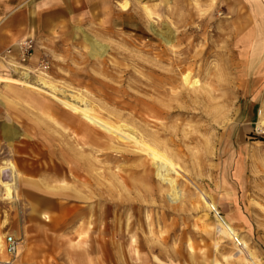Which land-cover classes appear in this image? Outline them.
Masks as SVG:
<instances>
[{
    "label": "rangeland",
    "instance_id": "rangeland-1",
    "mask_svg": "<svg viewBox=\"0 0 264 264\" xmlns=\"http://www.w3.org/2000/svg\"><path fill=\"white\" fill-rule=\"evenodd\" d=\"M129 1L142 21L131 32L83 27L67 39L57 38L51 48L41 47L36 65L29 61L26 68L34 79L45 75L60 90L84 97L104 120L116 123L111 115H122L160 133L155 124H164L170 133L162 140L173 157L180 156L174 162L186 199L172 205L164 192L148 194L138 183H130L129 189L113 185L110 173L132 163H115L91 147H85L77 164L88 181L79 179L70 164L58 159L56 151L63 147L35 146L39 138L50 142L43 116L0 84V168L11 162L21 176L48 192L20 185L15 200L5 192L0 197L3 246L7 236L19 241V254L12 257L3 247L0 263L251 264L240 261L238 249L228 241L222 250L214 248L216 221L214 213L201 208L200 190L247 243L249 252L243 257L251 253L255 264H264V127H258L264 108V54L253 48L258 32H264V0ZM151 24L170 37V45L151 31ZM84 34L108 46L104 57L91 56ZM5 55L0 56V73L17 78L2 71ZM8 60L6 65L19 67ZM181 65L183 73L191 69L200 81L202 100L174 97L182 90L181 80L157 87L154 72L183 69ZM141 101L178 107L175 111L182 113L154 121L140 110ZM4 124L20 134L11 147ZM3 178L9 179L8 173ZM151 186L158 190L162 184L154 180ZM51 192L60 196L53 197L59 208L37 206L52 200ZM113 203L129 206L117 211ZM42 214L56 219L58 228H51Z\"/></svg>",
    "mask_w": 264,
    "mask_h": 264
},
{
    "label": "bare ground",
    "instance_id": "bare-ground-1",
    "mask_svg": "<svg viewBox=\"0 0 264 264\" xmlns=\"http://www.w3.org/2000/svg\"><path fill=\"white\" fill-rule=\"evenodd\" d=\"M164 2L166 5H169L170 0H164ZM119 8L123 11L129 10L130 1L125 0V2H121ZM150 29L167 45L171 44L172 41L166 33L158 32L154 29L152 24L150 25ZM84 37L91 47L92 57L101 58L106 55L108 46L97 42L87 34H84ZM253 48L256 54H264V32H258L256 43ZM181 63L184 62H177V64ZM15 66L13 64L6 65V62L3 64V67H1L2 71H12L17 75V78H10L0 73V84H4L6 89L12 93L14 98L18 101L34 107L43 116V124L47 131L50 132V142H45L43 138H39L35 140V146L53 147L52 150H55L54 147H63L58 148L56 151L58 159L62 161L61 163L70 164L71 168L69 170L78 175L79 177H77L79 179L85 181L88 180L80 175L77 164L82 161L83 154L87 151L85 147H91L93 151L102 153L106 159L114 161L115 163H132V165L125 168H121L120 165L117 168V172L110 173L109 178L113 181V185L129 189L130 183L131 185L138 183L148 194H153L154 192L162 194L164 192L166 199L172 205L180 204L186 199V195L181 188V179L183 176L174 162V160H178L177 158L180 156L174 155L173 157L169 152L168 144L162 140V137L170 133V130L164 124H155V127L161 130L162 133H160L144 129L140 125L134 123V121L128 120L122 115H111L116 123L104 120L94 111L84 97L75 96L71 91H67L68 93H66V91L60 90L45 75L34 79L31 70L26 67ZM182 68L183 69L179 68L167 71L166 73L154 72L159 83L157 87L162 88L166 84L173 85L181 80L180 85L182 90L179 93H173L174 97L178 99L189 98L196 102L202 100L204 89L200 81L193 76V71H191V69L183 73L184 67L182 66ZM162 92L165 93L164 91ZM58 106H62L71 112V114L65 113ZM176 109H178V107L172 108L155 102L141 101L140 103V110L154 121L171 119L174 114L182 113V111H175ZM72 114L77 115L79 118L72 116ZM258 127H264V108L259 112ZM73 128H75V130H73ZM3 130L4 136L11 147L12 143L20 137L19 131L11 124H4ZM73 144H75V147L77 146L75 149L65 148L74 147ZM50 150L49 148L47 149L48 152ZM182 152L183 151H181L180 154H182ZM56 172L57 170L53 172L51 176L55 177ZM7 173L9 179L3 178ZM154 180L162 184L158 190L151 186ZM20 185L48 193L40 187L37 181L21 176L17 172L14 164L5 162L0 168V197L3 196L5 192L8 199L15 200ZM2 190L4 191L2 192ZM199 193L201 200L204 202L203 207H200L214 213L216 221L214 235L217 236V241H215L213 245L214 248L218 251L222 250V243L228 241L238 249L237 255L240 261H245L247 259L252 261L251 264H255L251 253H248L246 258L243 257L245 252H249L247 243L239 239L235 229L219 214L215 203L209 200L203 191L199 190ZM49 196L52 200L42 201L37 206L46 208L50 211L56 208L58 209L59 206L54 204L53 197L56 198L60 196H58L57 192L56 194L55 192H51ZM128 206L129 205L125 203L111 204V207L117 211L126 210ZM35 207L36 206L32 207V209ZM41 217L51 228H58L56 219L48 216V214H42ZM134 242V238L132 237V243ZM3 247L2 239H0V254L4 256ZM18 254L19 251L17 255ZM0 264L11 263L2 261ZM15 264L20 263L18 262Z\"/></svg>",
    "mask_w": 264,
    "mask_h": 264
},
{
    "label": "crops",
    "instance_id": "crops-1",
    "mask_svg": "<svg viewBox=\"0 0 264 264\" xmlns=\"http://www.w3.org/2000/svg\"><path fill=\"white\" fill-rule=\"evenodd\" d=\"M120 3V0H0V56L17 41L31 39L35 51L29 65L35 66L41 47L51 48L57 38L67 39L83 31V27L104 25L121 33L131 32L142 23L140 15L134 4L129 10L120 11ZM54 264L73 263L59 259Z\"/></svg>",
    "mask_w": 264,
    "mask_h": 264
},
{
    "label": "built area",
    "instance_id": "built-area-1",
    "mask_svg": "<svg viewBox=\"0 0 264 264\" xmlns=\"http://www.w3.org/2000/svg\"><path fill=\"white\" fill-rule=\"evenodd\" d=\"M35 51V44L31 39L19 40L13 47L6 50L4 60L9 64L8 59H13L20 67H26ZM16 53V58L14 54ZM9 62H8V61ZM4 250L10 256H16L19 251V241L12 236L4 240Z\"/></svg>",
    "mask_w": 264,
    "mask_h": 264
}]
</instances>
